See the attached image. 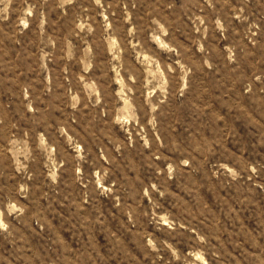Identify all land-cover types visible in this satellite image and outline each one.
<instances>
[{"label": "rangeland", "instance_id": "obj_1", "mask_svg": "<svg viewBox=\"0 0 264 264\" xmlns=\"http://www.w3.org/2000/svg\"><path fill=\"white\" fill-rule=\"evenodd\" d=\"M0 264H264V0H0Z\"/></svg>", "mask_w": 264, "mask_h": 264}]
</instances>
